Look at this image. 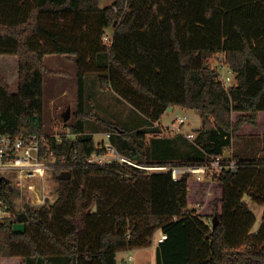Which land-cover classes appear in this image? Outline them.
Listing matches in <instances>:
<instances>
[{"label":"trees","instance_id":"obj_1","mask_svg":"<svg viewBox=\"0 0 264 264\" xmlns=\"http://www.w3.org/2000/svg\"><path fill=\"white\" fill-rule=\"evenodd\" d=\"M107 29L113 32L110 44L103 39ZM0 53L19 57L17 92L0 74V136L45 133V73H60L48 70L46 54L76 57L78 89L70 127L76 138L51 136L49 144L56 177L66 170L71 176L58 178L55 200L23 210L54 249H43L29 224L14 232L22 211L13 185L0 176L10 211L0 233L28 248L0 253V264H118L119 250L148 247L156 231L167 234L158 243L157 264H264V215L259 231L251 232L256 217L244 200L248 195L264 204V131L256 130L264 116V0H113L105 6L100 0H0ZM219 53L236 73V84L227 87L212 64ZM90 73H98L101 87L108 85L150 125L170 106L200 112L202 128L186 150L179 143L189 138L161 136L159 123L149 141L147 131L111 123L112 142L121 140L122 149L114 144L140 164L202 165L243 138L263 141L251 151L252 140L245 139L244 153L232 155L239 167L213 175L223 186L221 212L216 200L210 216L189 207L190 173L174 180L167 171L83 162L105 151L86 130L89 120L101 121L86 109ZM96 177L144 181L146 199L133 208L93 211L86 186ZM51 218L63 223L62 236Z\"/></svg>","mask_w":264,"mask_h":264},{"label":"rangeland","instance_id":"obj_2","mask_svg":"<svg viewBox=\"0 0 264 264\" xmlns=\"http://www.w3.org/2000/svg\"><path fill=\"white\" fill-rule=\"evenodd\" d=\"M112 1L113 0H100V5L105 6L107 4H110ZM105 33L107 35H111L112 30L107 29ZM57 55L65 57L63 54ZM68 62L69 58L63 60L62 63L57 64H61V68H68ZM211 62L220 70L222 78L234 74L232 73L233 71L229 72L230 67L225 62L223 53H219V55H215L214 57H212ZM0 67L10 72L11 75L8 76L11 87L13 88V90H17L19 82L17 80L18 74L16 69V62L14 63L10 61L6 63L5 61L0 60ZM86 79V109L88 111L92 109L101 118V121H96L93 119L87 122V135L93 134L96 143L100 144L101 141H107V138L105 139V133L113 132V128H111L112 126H110L111 123L116 124L117 126H120L121 128L133 133H135V130L138 129L147 131L146 141H149L150 137L158 133V131L155 130V126H153L152 124L150 125L143 114L136 110L119 94L115 93V91L112 90L108 85L105 88H102L100 85L98 73H90L87 75ZM228 83L230 84L231 81H229ZM89 101H92V103H89ZM70 102L72 104V108L70 109V117L68 119H65L64 116L68 109V106L61 105L59 107L57 105V108H59L56 109L55 113L53 112L54 106L48 101V104L45 108L46 133L54 134L58 132L60 134H64L70 132V127L76 121L75 116L77 111L76 100L75 102ZM95 103H97V105H95ZM183 115H187V118L186 122L181 125L182 132H173L172 130H170L173 123L176 122V118ZM160 121L164 126L162 127V130L159 131V134L163 136L177 134H183L186 136L191 132L197 134L203 125L202 117L198 110L184 108L178 105L174 106V108L171 110H167L163 114ZM261 123V129H264V116L261 118ZM195 137L193 139H195ZM193 139L189 138L187 142H180V149L186 150L190 148L189 144L192 143ZM245 139L252 140V145H250V147L248 148L251 149V151L254 149L257 151L263 146L262 140H254L253 137L243 138L241 142L238 141L237 143H234L229 149L225 151L227 156H232L235 152L237 153L238 151H240V153H244V148L242 147L246 142H244ZM114 143L120 149H122L121 140H118ZM55 172L56 170L50 169L47 173L48 180L46 181V186L51 189V192L49 194L51 201L56 199L57 194L55 190L59 187V179L58 177H56ZM36 182L39 181L36 180ZM189 185L190 206L199 204L198 208H201L203 213H207L210 211L211 213L208 215L210 216L213 214L214 202L216 200L218 202L219 212L222 211L221 198L223 195V186L219 181L214 180L208 175H204L201 181H196V179L191 177ZM86 190L89 193L91 199H94L91 207L93 211H97L99 209H110L111 207L115 209L133 208L137 205L138 202H140V200L146 199L145 184L144 181L141 180L124 184L119 181H109L108 179H105L103 177H96L90 179L88 185L86 186ZM96 195H100V198L96 199ZM14 200L16 202L17 209L23 211L26 204L21 199L19 194L15 195ZM244 200L256 217L255 222L251 227V232H258L262 225L264 204L253 201L248 195H245ZM71 207V204L68 203L67 208L70 209ZM50 220L52 221L54 228L58 231V234L62 236L63 233L61 232V227L63 226V223L58 220H52V218ZM27 224L29 223L27 222ZM28 227L30 232L38 240L40 246L46 251L52 252L54 249L53 246L49 244V242L43 237L38 228L36 226H31L30 224ZM158 237L159 231H156L152 236V242L154 241V238L156 239V242H158ZM10 249L14 250L15 252H28V248L24 242H12L9 238L8 233H0V253L5 254ZM130 254L134 257L133 261L127 260ZM117 262L118 264H133L136 262L138 264H157V259L152 247H148L146 250H138V252L136 251V249H121L117 252Z\"/></svg>","mask_w":264,"mask_h":264},{"label":"built area","instance_id":"obj_3","mask_svg":"<svg viewBox=\"0 0 264 264\" xmlns=\"http://www.w3.org/2000/svg\"><path fill=\"white\" fill-rule=\"evenodd\" d=\"M106 43L110 44L113 34L103 36ZM232 70L230 69L229 72ZM224 84L232 85L231 76L221 77ZM187 115L179 116L173 123L170 130L173 132H182L181 125L186 122ZM111 132L105 133L107 141H101L99 146L105 148L103 152H94L83 160L89 165H108L113 162H119L122 165H132L144 168L148 171H167L172 174L174 180H178L184 173H190L191 177L201 181L204 175L213 177V175L227 170H235L239 167V162L232 156L215 154L205 164L202 165H182L178 163H167L165 165L146 166L138 163L128 155L122 153L111 140ZM55 136L61 141L64 136L76 138L73 133H34L29 136L13 137L8 134L0 136V176L6 178L13 185L16 194L30 206H41L51 201L49 194L51 189L46 186L48 180L47 173L53 169L52 163L55 161L54 152L50 151V137ZM193 139L194 132L186 135ZM38 180L39 182H36ZM53 191V190H52ZM10 215L9 205L2 195L0 186V221ZM167 238L165 232L160 231L158 243ZM132 259V256L129 257Z\"/></svg>","mask_w":264,"mask_h":264},{"label":"crops","instance_id":"obj_4","mask_svg":"<svg viewBox=\"0 0 264 264\" xmlns=\"http://www.w3.org/2000/svg\"><path fill=\"white\" fill-rule=\"evenodd\" d=\"M113 2V1H112ZM111 2V3H112ZM110 3V4H111ZM113 34V32H112ZM65 57H62L60 55L57 54H46L45 55V64L46 67L48 68V70L50 71H54V72H60V73H51V72H46L45 73V80H44V100H45V108L48 104V101L50 104H52L53 107V112L56 113V109H58L61 105L62 106H68L72 108V104L70 101H74L76 100V103L78 105V89H77V59L75 56L73 55H64ZM69 58V66L68 68H61V64H57V63H62L63 60ZM0 60L1 61H5L6 63L8 62H16V69H17V80L19 82V57L15 54H3L0 53ZM50 60V62H49ZM9 73V74H8ZM234 73V72H232ZM0 74H2L4 76V78L6 79V81L10 84V80H9V76L11 75L10 72L6 69H3L0 67ZM231 82L232 85L237 83V78H236V73L231 75ZM87 82V79H86ZM50 83V85H49ZM11 86V84H10ZM12 88V87H11ZM13 90V88H12ZM19 90V83L17 86V90H13L14 92H17ZM116 93V92H115ZM76 98V99H75ZM90 100V99H89ZM92 101H89V103H91ZM57 105L59 106L57 108ZM95 105H97V103H95ZM94 107V105H93ZM174 107H172L173 109ZM159 123L158 128L162 130V127L164 126L163 124H161V121H158L156 124H154L153 126H156ZM257 131H261L263 132L264 129H260L257 128ZM255 130V131H256ZM254 131V130H253ZM185 134V133H184ZM162 136V135H161ZM224 155L227 156L226 153H224ZM197 181V180H196ZM190 182V180H189ZM189 189H190V185H189ZM199 204H196L195 206H190V192H189V207L191 209H197L198 213L204 215V216H208L211 212H207V213H203L201 208H198ZM160 233V231H159ZM158 239V238H157ZM154 241L152 242L151 245H149L148 247H152L155 253V257L157 259V247H158V242H156V239H153ZM148 247H142V248H133L136 249V251L138 252V250H146ZM132 256V259H129V257ZM129 261H133L134 257L133 255H129L128 259ZM118 263V262H117ZM33 264H37L36 262ZM133 264H138L133 263Z\"/></svg>","mask_w":264,"mask_h":264},{"label":"water","instance_id":"obj_5","mask_svg":"<svg viewBox=\"0 0 264 264\" xmlns=\"http://www.w3.org/2000/svg\"><path fill=\"white\" fill-rule=\"evenodd\" d=\"M70 109H71V107H69L67 109V111L65 113V116H64L65 119H68L70 117ZM171 109H172V106H170L168 108V110H171ZM70 176H71V172L68 171V170H66V171H62V173H60L58 175V178L59 179H62V178L63 179H68V178H70ZM216 220H217V216H214V222ZM28 221H29L28 214L25 211L20 212V214H19V221L16 222V223H14V225H13L14 232H16V233H23V232H25Z\"/></svg>","mask_w":264,"mask_h":264}]
</instances>
